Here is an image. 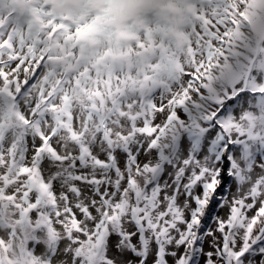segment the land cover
<instances>
[{
	"label": "snow or ice",
	"instance_id": "1",
	"mask_svg": "<svg viewBox=\"0 0 264 264\" xmlns=\"http://www.w3.org/2000/svg\"><path fill=\"white\" fill-rule=\"evenodd\" d=\"M258 75L264 0H0V264H116L134 237L163 264H264V178L225 196L219 170L172 188L151 162L205 122L264 143V114L227 115Z\"/></svg>",
	"mask_w": 264,
	"mask_h": 264
},
{
	"label": "rangeland",
	"instance_id": "2",
	"mask_svg": "<svg viewBox=\"0 0 264 264\" xmlns=\"http://www.w3.org/2000/svg\"><path fill=\"white\" fill-rule=\"evenodd\" d=\"M178 11L179 9L176 8V14ZM176 38L178 40L182 38L181 34L179 33L178 36L177 33ZM257 81L264 83V76L258 75ZM241 95L244 99H237L235 104L229 105L227 115L230 116L234 112L237 115L255 113L257 110L264 114V96L253 95L251 92H244ZM200 115L197 113L189 119H199ZM255 119L256 117L253 115V120ZM137 141L142 143L144 148L147 147V138L137 137L130 143L133 152L139 148ZM185 144H187V148L183 147ZM169 145L163 154L157 150L152 152L151 162L160 165L159 170L153 176L154 183L169 185L172 188L184 187L194 173H199L206 168L209 170L208 175H213L216 170H219V183L224 187L223 195L227 196L229 190L232 192L246 190L247 185L258 178H264V143L243 140L241 143L230 142L229 137L215 122H205L198 131L177 135L175 139L169 141ZM138 159L148 160V157L143 154V148L140 149ZM223 177H227L230 183L225 184ZM130 183L131 186H135L134 182ZM190 190L193 193H198L202 192L203 188L201 184H197ZM216 191L220 192V188L218 187ZM55 239V234H52L51 247L53 249L55 248ZM132 244L136 246V255H133V252L127 248L118 252L115 246L110 243L108 256L116 264H128L129 260L132 261V264H154V262L163 264L165 257L161 254V259L157 260V253L152 246H149L148 241L140 238L138 242L134 237ZM60 246L64 247V242ZM143 257L146 258L142 259ZM20 259L23 261V257ZM65 260L66 264H72L73 257L70 252L67 253Z\"/></svg>",
	"mask_w": 264,
	"mask_h": 264
},
{
	"label": "bare ground",
	"instance_id": "3",
	"mask_svg": "<svg viewBox=\"0 0 264 264\" xmlns=\"http://www.w3.org/2000/svg\"><path fill=\"white\" fill-rule=\"evenodd\" d=\"M176 8L177 9H179V5H170L169 6V11L173 14V15H178V14H176ZM181 34V36H182V38H180L179 40H182L183 39V34L182 33H180ZM178 36H179V32H178Z\"/></svg>",
	"mask_w": 264,
	"mask_h": 264
}]
</instances>
